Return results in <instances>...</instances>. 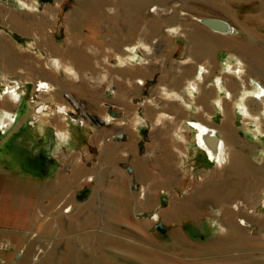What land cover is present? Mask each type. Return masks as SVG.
I'll return each instance as SVG.
<instances>
[{"label":"rangeland","instance_id":"obj_1","mask_svg":"<svg viewBox=\"0 0 264 264\" xmlns=\"http://www.w3.org/2000/svg\"><path fill=\"white\" fill-rule=\"evenodd\" d=\"M0 6L47 21L55 41L49 54L40 39L13 34L42 72L19 64L0 78V172L20 179L0 184V264H264V0ZM204 17L233 30L214 31ZM133 116L143 119L133 156L165 129L172 161L136 165L104 148ZM191 121L218 129L222 162ZM15 130L44 140L20 141ZM150 175L161 184H146Z\"/></svg>","mask_w":264,"mask_h":264},{"label":"crops","instance_id":"obj_2","mask_svg":"<svg viewBox=\"0 0 264 264\" xmlns=\"http://www.w3.org/2000/svg\"><path fill=\"white\" fill-rule=\"evenodd\" d=\"M47 22V21H46ZM44 22V20L39 24L37 19L30 16H25V14L22 11H18L16 9L7 8V7H1L0 6V78H9L16 74L17 70L21 67L20 65H26L28 74L31 72H35L37 75L36 77H40L38 74L39 70V58L38 55H34L32 53V50L29 48L24 50V42L21 40L23 36H26L25 38L27 41H36L40 39L42 41V44L46 46V51L49 52V54L55 53L54 51V36L53 34L48 33L47 31V24ZM10 31L6 33L5 31ZM20 36V40L15 39V35ZM29 43V42H28ZM28 45V44H27ZM29 47V46H28ZM44 60V59H43ZM29 62V63H28ZM20 64V65H19ZM28 64V65H27ZM139 73H143V76L147 75L148 70L143 67L142 69H139ZM53 71H48L47 74L49 76H53ZM52 73V75H51ZM128 90V93L132 92L133 88L130 86ZM0 105L6 109L5 105H8V101L5 100V98L0 97ZM127 123H119L116 125V128H118V137L120 138L117 141H112V145L105 146L104 148L107 151H113V149H116V159L121 158H127V156L132 155V160L135 161L136 165L139 164H145L147 162L155 161V162H169L172 161L171 152H174V149L176 148V145H174L173 142H169V138L173 137V132L170 130L161 129L150 131L149 137L150 142L145 146V154L140 158L137 156H133V153H135V147L136 144H138V138H139V129L136 127L139 124H142L143 119H140L137 116L129 117V119L126 121ZM146 126V125H145ZM140 127V126H139ZM42 131V130H41ZM13 137H17L20 139V141L24 138H30L34 139L39 137V135L34 134L32 132L28 135H24L22 130H15ZM12 133V134H13ZM43 134V131L42 133ZM161 134H164L166 137L160 136ZM11 136V135H10ZM8 136L7 138H9ZM162 138L164 140L162 141ZM12 138V136H11ZM7 140L5 139V136L0 135V170L2 167H4L3 163H7ZM102 147V146H100ZM59 154V153H58ZM174 154V153H173ZM170 155V156H169ZM153 157V158H152ZM53 158V157H52ZM129 158V157H128ZM68 163V162H67ZM66 165V163H65ZM69 166V164H67ZM143 176L146 177V175L143 173ZM148 177V176H147ZM6 175L4 176L3 173L0 172V184L3 183L4 180H6ZM140 178V177H139ZM39 176L31 174L30 181L28 182V186L32 189L35 181H38ZM151 175L149 176L148 181H146V184H152V185H158L161 184V182L153 181ZM8 180L13 181L12 183L15 185H18V182L20 179L18 178H11L9 177ZM18 180V182H17ZM1 244H3V240L0 237V261H6L8 257L4 254V251L1 250ZM5 247V246H4ZM6 252V249H5ZM4 254V255H2Z\"/></svg>","mask_w":264,"mask_h":264},{"label":"water","instance_id":"obj_3","mask_svg":"<svg viewBox=\"0 0 264 264\" xmlns=\"http://www.w3.org/2000/svg\"><path fill=\"white\" fill-rule=\"evenodd\" d=\"M201 21L210 28L221 32H227L230 28L228 22L220 18L204 17ZM190 124L198 130L197 137L202 141L201 144L207 151L210 160L222 162L221 150L224 147V140L218 134V130L201 121H191Z\"/></svg>","mask_w":264,"mask_h":264},{"label":"flooded vegetation","instance_id":"obj_4","mask_svg":"<svg viewBox=\"0 0 264 264\" xmlns=\"http://www.w3.org/2000/svg\"><path fill=\"white\" fill-rule=\"evenodd\" d=\"M0 89H1V88H0ZM113 115H114V114H113ZM205 124H206V123H205ZM209 126H211V125H209ZM211 127H213V126H211ZM216 129H217V128H216ZM217 130H218V129H217ZM196 133H197V131H196ZM220 137H221V136H220ZM55 138H56L55 136H52V134H50V139H49L48 142H51V143L54 142ZM42 140H44L43 137H37V138H35V140H34L35 142H34V143L37 144V145H40V144H42V142H41ZM48 142H47V143H48ZM47 143H44L43 147L46 146ZM206 152H207V151H206Z\"/></svg>","mask_w":264,"mask_h":264},{"label":"bare ground","instance_id":"obj_5","mask_svg":"<svg viewBox=\"0 0 264 264\" xmlns=\"http://www.w3.org/2000/svg\"><path fill=\"white\" fill-rule=\"evenodd\" d=\"M215 18V17H214ZM221 19V18H220ZM199 20L201 21V18H199ZM224 20V19H223ZM225 21H227V20H225ZM228 22V24L230 25V28H229V31H227V32H221V31H217V30H214V29H212V30H214V31H217V32H220V33H224V34H226V33H229V32H231L232 30H233V26H232V24L229 22V21H227ZM203 23V22H202ZM204 24V23H203ZM206 25V24H205ZM207 26V25H206ZM209 27V26H208ZM210 28V27H209Z\"/></svg>","mask_w":264,"mask_h":264}]
</instances>
